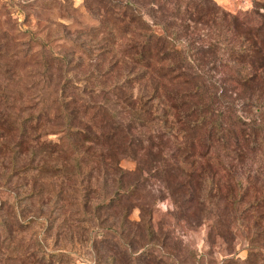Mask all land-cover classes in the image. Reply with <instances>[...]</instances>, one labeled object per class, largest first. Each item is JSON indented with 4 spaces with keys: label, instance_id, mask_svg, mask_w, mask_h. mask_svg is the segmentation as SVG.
Wrapping results in <instances>:
<instances>
[{
    "label": "trees",
    "instance_id": "obj_1",
    "mask_svg": "<svg viewBox=\"0 0 264 264\" xmlns=\"http://www.w3.org/2000/svg\"><path fill=\"white\" fill-rule=\"evenodd\" d=\"M148 6L144 12L131 0L105 8L109 41L96 56L110 83L99 92L103 102L94 101L92 91L86 101L67 95L65 84L53 102L44 96L27 112L14 113V103L0 108L1 181L75 175L71 189L80 193L85 214L93 215L90 222L113 231L127 249L129 212L122 222L108 223L131 190L121 159L133 155L143 165L147 159L151 167L143 170L172 176L167 181L179 216L198 211L222 236L248 224V257L223 264H264V14L251 25L216 0H152ZM54 121L64 136L51 142L46 126ZM68 189L61 184L59 201ZM92 193L100 194L96 204ZM223 200L231 213H223ZM137 226L146 240L128 257H112L113 264H168L152 251V215Z\"/></svg>",
    "mask_w": 264,
    "mask_h": 264
},
{
    "label": "rangeland",
    "instance_id": "obj_2",
    "mask_svg": "<svg viewBox=\"0 0 264 264\" xmlns=\"http://www.w3.org/2000/svg\"><path fill=\"white\" fill-rule=\"evenodd\" d=\"M129 1L0 0V108L14 103V113L27 112L44 96L53 102L52 96L58 98L65 84L67 95H83L86 101L92 91L96 92L93 100L103 102L104 95L99 92L108 90L110 83L100 75L96 56L109 41L105 8L108 4L119 8ZM134 1L146 12L152 0ZM216 1L251 25L258 24L257 13L264 14V0ZM60 123L46 126L45 140L56 142L64 136ZM142 165L133 155L121 159V167L129 173L126 189L131 190L114 206L108 222H122L129 212L128 239L132 244L128 250L113 231L90 222L93 215L85 214L80 193L71 189L77 186L75 175L60 178L51 172L37 175V183L36 176H17L10 184L0 178V264H56L58 255L64 264H113L112 257L124 252L128 257L142 237L146 240L143 227L138 230L137 225L148 214L156 231L152 251L163 255L168 264H223L234 256L238 262L248 257L252 235L248 224L232 226L234 232L222 236L213 229L212 219L202 220L198 211L179 216V205L169 190L173 183L167 181L172 176L146 172L150 160L145 159ZM61 184L69 188L62 202L58 200ZM32 193L34 197L26 200ZM99 195L92 193L91 203H98ZM22 196L25 198L18 206L17 198ZM223 202V213H231V205ZM226 220L224 217L222 222L227 225Z\"/></svg>",
    "mask_w": 264,
    "mask_h": 264
}]
</instances>
